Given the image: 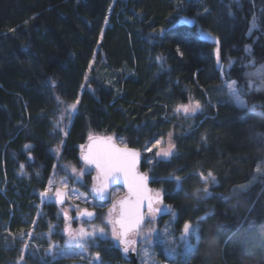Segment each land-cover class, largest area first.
Instances as JSON below:
<instances>
[{
  "label": "trees",
  "instance_id": "obj_1",
  "mask_svg": "<svg viewBox=\"0 0 264 264\" xmlns=\"http://www.w3.org/2000/svg\"><path fill=\"white\" fill-rule=\"evenodd\" d=\"M184 18L195 26L180 25ZM257 69L264 72V0H0V264H72L43 250L45 233L61 224L41 194L56 149L79 164L90 134L143 153L139 170L170 209L160 225L170 219L175 233L197 226L193 254L179 251L174 264H264V168L256 171L264 163V78L250 75ZM225 79L237 81L247 107ZM189 98L201 109L177 112ZM169 133L173 155L149 158L146 147ZM209 172L215 180L205 182ZM93 248L101 264L127 263L108 239Z\"/></svg>",
  "mask_w": 264,
  "mask_h": 264
},
{
  "label": "snow or ice",
  "instance_id": "obj_2",
  "mask_svg": "<svg viewBox=\"0 0 264 264\" xmlns=\"http://www.w3.org/2000/svg\"><path fill=\"white\" fill-rule=\"evenodd\" d=\"M207 11V9H205ZM184 23L192 24L193 20L187 18L183 19ZM255 26V23L254 25ZM202 39H210L208 33H201ZM182 55V53H181ZM264 78V72L257 73ZM255 75V74H250ZM231 95L235 98L236 102L243 107H247L246 102L241 100L240 96L237 94L236 81H232L227 84ZM59 99V98H58ZM79 103L77 99L74 103L67 104L64 111L69 113V115L75 111L76 105ZM201 109V105L198 101L193 103L191 98H189L188 104L178 105L176 108L177 112H183L185 115L194 114L196 111ZM64 119V115L61 114L60 120ZM59 126V121L57 122V127ZM67 133H65L66 135ZM169 147L168 150L157 152L156 155H163V157L168 158L173 155V149L175 145L171 143L172 133H169ZM90 144L88 145L87 151L81 153L82 159L87 165H93L97 171V175L93 178V185L91 192L95 194L97 198L98 205L100 207L104 206V201L108 200L112 193L109 192L110 185L119 184L123 181L128 188V197L121 200L119 204L113 203L112 207L108 209L107 216L105 217L107 225L110 227L111 237L113 240L117 241L119 244H123V251L127 253L129 251V245L135 244L137 241L135 237L143 236L145 240L149 239L155 232L154 228L147 227V225L154 224L155 213L161 211L158 207H153L155 204L162 203V196L159 191L153 193L151 189L147 186L148 177L146 174H141L137 171V164L139 162L140 153L135 150L128 148L125 144L124 147L117 146L114 138L112 136L107 137H94L89 135ZM160 141H156L159 144ZM30 147V146H26ZM82 149L84 146H81ZM146 151H151V148L145 149ZM59 151V149H57ZM23 167V166H21ZM76 173V179H79L84 175V171H77L75 168L72 169ZM257 172L261 171L258 166ZM201 177L207 182L209 179L215 180V177L211 172L207 176L201 173ZM179 181V177H175ZM61 187H57L54 193L55 198L63 203L64 197L67 195L62 189L68 188L67 181H60ZM52 181H49V190H51ZM199 191V190H197ZM206 192L207 189H204ZM41 195H45L42 193ZM75 199H80V195H75ZM86 200V197L84 198ZM87 202V201H86ZM145 202L147 206V219L145 212L142 209L145 207ZM170 211V209H165ZM80 215L87 217L89 220L95 218V213L88 211V209H83ZM191 230V225L185 223L183 231L181 234V240L186 242L187 235ZM68 234L67 243L69 245H75L78 247H85L86 242L90 238H94L99 234L101 237L106 236L105 228L93 225L92 230L88 231L81 227L80 229L73 231L70 228L65 229ZM25 247H27L25 245ZM55 247L51 245L50 249ZM135 251V248L132 249ZM62 255H70V253L64 252ZM79 255V253H76ZM145 255H148L147 250H145ZM97 260H99V253L95 254Z\"/></svg>",
  "mask_w": 264,
  "mask_h": 264
},
{
  "label": "rangeland",
  "instance_id": "obj_3",
  "mask_svg": "<svg viewBox=\"0 0 264 264\" xmlns=\"http://www.w3.org/2000/svg\"><path fill=\"white\" fill-rule=\"evenodd\" d=\"M263 70L257 69L252 74H255L256 77H259L261 80V75L257 74L262 72ZM232 81L236 80H226L225 84L227 86L228 83H231ZM255 79L249 80V85L251 88H259V85L255 83ZM236 88H237V94L240 96L241 100L245 101V98L241 94L240 87L238 86V83L236 81ZM229 91V89H228ZM229 94L231 95L230 91ZM233 100L236 102L235 98L231 95ZM195 103V102H193ZM236 104L240 106L237 102ZM247 105V102H246ZM243 107V106H241ZM77 108V105H76ZM76 111V109H75ZM73 111L70 115L69 113L65 112L63 113L64 119L60 120L61 123L63 121H66L68 119L72 118V115L74 114ZM181 113H183L181 111ZM184 114V113H183ZM60 119V117H59ZM92 136H104L107 137V134H92ZM169 136L166 138L158 139L157 141H160L159 144H156V141L150 145L148 148H151V151H144L146 154L148 153L149 158L156 157L157 159H167L163 157V155H156L157 152H162L165 150H168L169 147ZM117 142L124 144V140L122 138L115 139ZM171 143L173 144L172 137H171ZM125 145V144H124ZM59 149V148H57ZM56 149V151H57ZM175 151V148L172 150ZM151 153V154H150ZM141 157L143 156V153H141ZM147 156V159H148ZM57 166L55 170L52 172L51 181L52 186L51 190H49V182L43 193L45 195H42V203L46 204H53L56 207L57 212V218L59 221V224H61V227L58 228L55 225L52 226L51 231L45 233L46 238V244L43 246V250L45 253H51L56 255L57 257H66L71 258L72 264H101V257L99 255V260L96 259L93 246L98 244L100 239L103 240H110L114 246H119L120 244L113 240L111 237L110 227L107 225V221L105 217L107 216L108 209L112 207L113 203H118L125 195L126 192L124 189L120 187H115L110 192L113 195L109 197L108 200L104 201V206L100 207L97 202V198L93 195L91 192V188L93 185L87 183V175L90 176V178L93 180V178L97 175V171L95 168H93L90 165H87L86 163L80 161L79 164H74L72 162L66 161L61 156V150L57 151ZM259 167L261 168V171L257 174L261 173L264 168V163L260 164ZM75 168L77 171H84V175L80 177L79 179H76V173L72 171V169ZM147 175V173H144ZM67 181L68 188L62 189V191L67 193V202L64 206H59L56 203V198L54 196L55 190L57 187H61L60 181ZM255 180V177L252 178L249 182L241 185L242 188H246ZM153 193L159 191L158 189L152 188ZM75 195H80V199H75ZM86 197V200L84 199ZM87 201V202H86ZM155 204V203H154ZM155 207H158L161 209L160 212L155 213V222L154 224L147 225V227H151L155 229V232L152 234V236L145 240L143 236L135 237L136 243L133 245H130V247L133 249L135 248V251L138 253V264H174L173 260L176 258V254L180 251L187 253L186 255L189 257L191 254H193L195 247H196V241H197V233L198 229L197 226L193 223H189L191 225V230L189 234L187 235L186 242L182 241L181 234L183 231V227H181L180 232L175 233L172 222H170V219H165L163 223L159 224V219L162 215H165L168 211L165 206L160 204H155ZM88 210H94L97 212V217L93 221H88L84 218H75L77 214H79L83 209ZM166 216V215H165ZM176 216V213H172V217L174 218ZM146 219H147V213H146ZM175 219V218H174ZM93 225H98L105 228L106 236L101 237L99 234H97L96 237L90 238L87 242L85 247H78L75 245H69L67 243L68 240V234L65 231V229L70 228L73 231H76L83 227L84 229L91 231ZM58 229L60 231V235H56L54 230ZM32 232L27 236V241L25 243L26 246H28V242L31 240ZM34 246L40 248L39 244H34ZM51 245H55V247H52L50 249ZM163 249V250H162ZM145 250H147L148 255H145ZM164 252V257H168L170 259H164V257H160L159 253ZM70 253V255H62L61 253ZM76 253H79L77 255ZM116 264H129L127 263H116ZM183 264H187L185 261Z\"/></svg>",
  "mask_w": 264,
  "mask_h": 264
},
{
  "label": "water",
  "instance_id": "obj_4",
  "mask_svg": "<svg viewBox=\"0 0 264 264\" xmlns=\"http://www.w3.org/2000/svg\"><path fill=\"white\" fill-rule=\"evenodd\" d=\"M191 20H193L194 23H192V24H188V23H184V22L182 21V22L180 23V25L195 26V24H196L195 20H194V19H191ZM205 33H208V34L210 35V37H211L210 39H206V41H208V42H210V43H213V44H217V43H218V40H217V38H216L215 36H213V35H212L211 33H209V32H205ZM200 37H201V36H200ZM201 39H202V38H201ZM203 40H205V39H203ZM94 137H104V136H94ZM113 138H114V137H113ZM114 140H115V139H114ZM115 142H116L117 146H119V147H124V146H125L124 144H121V143L117 142L116 140H115ZM89 144H90V141L88 140L87 143H86V145L83 147V152H86V151H87V148H88V145H89ZM127 147H128V148H131V149H135V150H137L136 148H133V147L128 146V145H127ZM137 151L140 153L139 150H137ZM81 160H82V162L85 163V161L82 159V156H81ZM140 163H141V154H140V156H139V162H138V164H137V171H138L139 173H141V174H144L143 172H141V171L139 170ZM90 166H92L93 168H95L93 165H90ZM147 186H148L149 189L153 190V189H152V186H151L150 183H149V180L147 181ZM115 187H120V188L124 189V190L126 191V193H127V194H126L121 200H124V199H126V198L128 197V195H129V193H128V188H127V185H126L123 181H121L119 184H116V185H110V187H109V192H111V191L113 190V188H115ZM152 192H153V191H152ZM93 195L95 196L94 193H93ZM121 200H120V201H121ZM120 201H119V202H120ZM66 202H67V195L64 197V199H63V203L59 202V201L56 199V203H57L59 206H64V205L66 204ZM119 202H118L117 204H119ZM153 207H155V204L153 205ZM82 211H83V210H82ZM82 211H81V212H82ZM88 211H91V212H94V213H95V218H94V219L89 220L87 217L80 215L81 212H80L79 214H77L75 218H84V219H86V220H88V221H93V220H95V219L97 218V212L94 211V210H88ZM142 211H144V212H145V215H146V213H147L146 202H145V207L142 209ZM123 248H124V245H123V244H120V249H121V251L123 252V254L126 256V258H127L132 264H138V254H137V252H136V251H133V250L130 248V245H129V251H128L127 253H125V252L123 251Z\"/></svg>",
  "mask_w": 264,
  "mask_h": 264
},
{
  "label": "flooded vegetation",
  "instance_id": "obj_5",
  "mask_svg": "<svg viewBox=\"0 0 264 264\" xmlns=\"http://www.w3.org/2000/svg\"><path fill=\"white\" fill-rule=\"evenodd\" d=\"M125 191V190H124ZM126 192V191H125ZM127 194V193H126ZM119 248H120V245L118 246ZM131 248V247H130ZM132 249V248H131ZM121 250V249H120ZM122 252V251H121ZM123 253V252H122ZM138 254V253H137ZM124 255V254H123ZM125 256V255H124ZM125 258H126V256H125ZM126 260H127V262L129 263V264H132L127 258H126Z\"/></svg>",
  "mask_w": 264,
  "mask_h": 264
}]
</instances>
